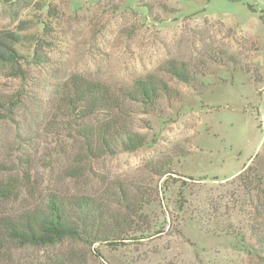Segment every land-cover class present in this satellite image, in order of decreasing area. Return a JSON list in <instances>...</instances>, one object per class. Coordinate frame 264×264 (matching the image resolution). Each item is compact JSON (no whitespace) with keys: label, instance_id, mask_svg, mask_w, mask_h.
Listing matches in <instances>:
<instances>
[{"label":"rangeland","instance_id":"374dc122","mask_svg":"<svg viewBox=\"0 0 264 264\" xmlns=\"http://www.w3.org/2000/svg\"><path fill=\"white\" fill-rule=\"evenodd\" d=\"M0 42L26 72L0 68V98L16 102L0 120V183L17 186L0 215L44 208L54 193L124 222L110 245L5 243L0 264H264L249 232L264 206V0L0 1ZM74 75L169 86L153 108L125 103L142 147L87 155L55 93ZM247 165L261 191L235 181Z\"/></svg>","mask_w":264,"mask_h":264},{"label":"trees","instance_id":"16d2710c","mask_svg":"<svg viewBox=\"0 0 264 264\" xmlns=\"http://www.w3.org/2000/svg\"><path fill=\"white\" fill-rule=\"evenodd\" d=\"M0 1L8 4L13 0ZM9 40H14V37H9ZM18 59L10 43L0 42V68L9 70L23 80L26 72L19 66ZM167 72L183 83L191 81L183 64L169 63ZM55 93L59 97L58 110L72 120L87 155L101 159L119 152L133 153L145 143L129 127L124 114L126 102L153 108L171 90L165 82L151 75L137 78L129 87H110L74 75L57 87ZM15 105V101L0 98V120L9 118L11 107ZM235 181L241 182L247 189L261 191L260 177L250 165L242 169ZM16 190L14 184L0 183V200L14 197ZM104 215L106 212L102 205L87 196L63 198L49 194L44 208L33 207L16 214L0 215V250L8 242L19 247H41L57 244L64 239L79 240L89 246L110 245L123 240L115 235L124 222L115 218L108 223ZM256 219L260 222L258 227L250 226L249 232L257 243L255 254L264 261V206ZM95 254L100 257L98 252ZM66 262L64 260L62 264H69Z\"/></svg>","mask_w":264,"mask_h":264}]
</instances>
